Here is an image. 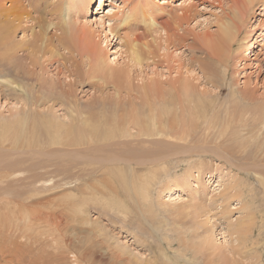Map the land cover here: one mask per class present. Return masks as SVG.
<instances>
[{
  "label": "bare ground",
  "instance_id": "bare-ground-1",
  "mask_svg": "<svg viewBox=\"0 0 264 264\" xmlns=\"http://www.w3.org/2000/svg\"><path fill=\"white\" fill-rule=\"evenodd\" d=\"M9 1V8H5L0 0V86L18 104L21 103V107L28 106L29 112L27 115L25 112L19 114L18 109L12 121L16 133L0 135V148L2 144L9 143L3 150L11 148L10 154H13L6 166L0 165V264H21L27 257L34 264H81L82 261L90 264H131L129 259L110 253L108 246L103 248V243L94 232L96 225L89 224L84 216L79 217L74 239L66 235L63 238L69 227L63 218L65 209L70 208L73 216H78L85 214L91 206L104 209L111 215V208L115 212L113 214H122L129 219L132 215H129L128 207L122 209L120 205L133 204L141 214L146 205L156 210L152 203L155 199L153 192L157 194L158 203L164 194L169 193V198H172L179 192L171 201L180 203L176 200L183 197L181 193L186 188L190 189L191 178L196 176L199 186H204L202 177L209 169L203 161L206 153H213L218 159L232 163L236 158L243 160L247 153L243 150L244 144L247 143L250 148H257L253 154L256 162L253 161L252 165L264 162V99L260 102L255 97L256 91L248 83L239 90L232 76L235 61L242 58V51H235L236 44L243 47V54L247 53L244 43L239 40L243 25L249 22L254 4L262 0H232V5L226 6L227 13L221 19L219 30L214 34L205 32L203 36L195 34L190 43L179 32L183 24L195 19L192 11L197 6L194 2L192 5L186 4L191 0H181L180 8L171 14L175 13L173 23L160 25L155 12L163 7L157 6L155 0H137L145 25L156 33L162 32L164 36L160 34L150 42L145 35L133 38L125 35L127 51L124 53L129 54V67L148 68L150 62L156 64L153 58L172 53L170 47L176 50L187 48L192 50L190 61L196 63L201 75L195 77L188 69L184 71L182 58L175 55L179 64L172 66L174 78L164 80L162 71L158 73L159 70L151 69L156 78L151 75L154 80L150 78L151 82L145 84L141 81L143 83L136 87L134 82H130L125 69H118L106 61L105 49L100 45L103 40L106 45L111 43L109 36L118 34L116 28L109 22L111 28L105 31L104 19H101L99 28L102 34L98 36L101 38L103 35L104 39L100 42L95 38V29L77 23L75 14L87 13L93 0H82V6L73 5L75 0H70L64 16V4L63 7L60 5V12H57L62 18L60 23H54V18L46 20L34 16L44 14L48 7H53L54 3L48 4V0ZM130 18L122 19L124 21L117 27H129ZM108 19L116 20L113 16H108ZM53 30L62 31V34L50 35ZM18 31L31 34L16 41ZM62 50L64 53H60ZM242 56L244 59L245 56ZM55 63L58 65L53 69L57 73L50 75ZM32 67H39V71H33ZM124 82L128 85L125 89L120 87ZM80 85L95 87L98 92L94 94L98 96L95 95L91 102H81L76 90ZM207 87L213 88V91L209 92ZM109 88L114 90L113 94L109 93ZM224 88L229 90L228 100L224 105H218L226 90ZM41 105H49V109L57 105L66 107L69 123L66 116L58 118L56 121L59 122H53L45 113L32 111V107L40 108ZM56 114V111L52 112L54 117H57ZM3 133L0 131V134ZM199 134H202V140L190 141ZM225 138L231 140L233 148ZM218 141L223 143L222 147ZM33 149L76 158L66 161L64 166L66 172L70 173L73 169L75 173L63 178L62 175L67 174L65 171H54L45 177L37 175L35 170L45 171L49 168L47 166L24 169L20 165L21 156H14L31 153ZM192 159L198 162H191ZM1 162H5V156H2ZM186 162L188 165L179 173L177 169ZM215 171L217 181L213 180L212 174L208 183L215 182L216 190L223 188L222 201L230 197L241 201L243 195L236 188L240 187L243 191V187L230 177V172ZM255 173L264 188V178ZM158 180L160 190L153 186ZM226 182L229 183L226 185ZM17 186L24 187L26 191L14 190ZM244 187L250 193L248 185L244 184ZM57 189L76 191L80 198L63 202L62 206L60 202L43 201L42 195L34 194ZM193 203V216L198 218L203 215L209 223V212ZM164 204H161L163 208ZM148 207L144 212L148 211ZM76 208L80 212L73 210ZM248 220H229V236H235L231 242L232 249L245 255L251 252V259L258 255L257 261L260 262L261 255L255 251L254 241L251 240L254 222H251V217ZM135 222L138 225L140 219ZM205 233V236L197 234V238L203 237L205 243L209 240L211 246L208 249L211 250L214 247L210 239L211 230ZM207 252L205 249L203 254H199L208 260L214 257Z\"/></svg>",
  "mask_w": 264,
  "mask_h": 264
},
{
  "label": "rangeland",
  "instance_id": "rangeland-1",
  "mask_svg": "<svg viewBox=\"0 0 264 264\" xmlns=\"http://www.w3.org/2000/svg\"><path fill=\"white\" fill-rule=\"evenodd\" d=\"M69 2L70 0H48V4L54 3L53 7H48V11L46 9L44 11V14H34V16L42 17L46 20L54 18L52 20L54 21V23H60V21H62V18L60 19V16L58 15V13L60 12V5L64 4V7L62 5L64 16L66 6ZM171 2L172 0L154 1L157 6L163 7L162 9H157L155 12L156 20H158V23L160 25L172 24V21L174 19L172 17L175 13L172 16L171 14L174 12V10L179 9V6L182 4L181 0H173V2ZM192 2H194L197 6V8H194L192 11L194 16L196 17L193 21L183 24V28L179 32L180 35H183V37L187 39V43L192 42L195 34L202 35L205 32H207L208 34H214L216 31H218L221 19L223 18V15L227 13L226 6L232 5V0H191V2H186V4H190ZM136 3L137 0H93L89 6V10L87 13L79 12V14H75L77 16L76 20L78 25H87L95 29V38L100 42L104 39L103 35L101 36V38L98 36L99 33L102 34V29L99 28V21L101 19H104L103 29H107L105 31H108L111 26L116 28L115 30L118 34L115 36L111 35L112 37L109 36V39H111V43H108V45H106L103 40L100 45L105 49L106 61L113 66L115 65L114 67L118 69H125L130 76V82H134L135 87L136 85H141L143 82L144 84L151 82L150 78L155 77V75L151 72V69H155L157 71L159 70L158 73L162 71L161 76L164 77V80L167 77H169L168 79L174 78L175 73L171 70L172 66L176 67L179 64L175 55H178L182 58L181 60L183 61L185 67L184 71L188 69L191 74L190 72L188 73L195 77L201 75L197 70L196 63L190 61L192 50H188L187 48H180L179 50H176L174 47H170V51L173 54L163 53L160 57H155V59L153 58L152 60H154L156 64L152 65V62H150L148 68H133L132 66V68L129 67L131 65L127 58L129 57V54L127 56V54L124 53L125 51H127V44L125 43L127 39H125V35H129L130 38H133L137 35H145V37H147V40H149L150 42L152 39H154L153 37H158L160 36V34L163 35L162 32L156 33L151 28L145 25V23L143 22L144 16H142L141 14L142 9H140ZM2 4L5 8H9L11 1L2 0ZM72 4H76V6H82V0H75L72 2ZM44 5L45 4H43V6ZM254 6L255 7L254 11L252 12V16L250 17L249 22L243 25L244 28H242V33L239 37V40H242L245 45V49H247L248 56H246L247 53L243 54L245 53V50H243V47H239L237 43L235 46V49H237L235 51H238L240 49L239 51H242V55H244L245 57L243 59V56L241 55L242 58L235 61L232 76L234 77L236 87L239 90H242L245 86V83H248L249 87L256 91L255 97L258 98V100L261 102L264 99V0H262V2L260 3L254 4ZM53 8L54 10H52ZM50 11L53 13H51ZM108 16H113V18H116V20L114 19L113 21H109ZM130 16L132 18H130ZM126 17L130 18L128 24H130L129 27L131 28L127 27L121 29V27H117L118 24L124 21L122 19H125ZM109 22L111 25L110 27L108 26ZM35 30L38 31L39 28L36 27ZM61 32L62 31L53 30L50 35L53 33L61 35ZM188 33H190L191 35ZM30 34L31 32L18 31L15 34L16 41H21ZM83 48L84 47H81V50L85 51V48L84 50ZM60 53H64V51L62 50L60 51ZM165 54L168 55L164 56ZM172 56L174 58H172ZM55 65L51 67L52 71L50 72V75H55L57 73V71H54V69L57 67L58 63H55ZM31 69L33 71H39V67H32ZM169 72L170 74H168ZM142 77H145L146 79H141ZM155 78L152 79L154 80ZM195 84H197V82H195ZM127 86V82H124L123 85H120V87H123V89H125ZM166 86H169V84H166ZM4 89L5 88L0 86V131L4 132L3 134H0L1 136L13 135L14 133H16L12 121L17 116L16 113L18 109H20L19 114L25 112V115H27V113L29 112L28 106L23 105L21 107L22 104H18L17 100L11 97V95H9L7 91L4 92ZM207 89L209 92L213 91V88L211 87H207ZM76 90L78 99H80V101L84 103L91 102L95 95L98 96V94H94L98 92L97 89L95 87L90 88V85H80V87L76 88ZM108 90L109 93H114V90L112 88H109ZM224 90L225 92L219 98L220 101L218 100V105H224L225 101L228 100L229 90L228 88H224ZM122 94H124V91ZM218 101L216 102V104L218 103ZM49 107V105H41L40 108H36L34 106L32 107V111L37 112V110H39L42 113H45L53 122H59L56 121L58 118H63L62 116H66L68 118L66 119V122L67 124L69 123V114L68 111H66V107L64 108V106L61 105L54 106L51 109H49ZM53 111L57 112V117H54L52 115ZM2 127L4 129H2ZM202 139V134H199L192 137L190 141L198 142ZM225 139L227 140L228 138ZM228 142H230L233 148L231 140ZM218 143L221 147L223 146V143H220L219 141ZM7 144L9 143H4L1 145L0 165L6 166L10 159L13 158V154H10L11 148L3 150V148ZM244 145L245 146L243 150L244 152H247L244 155L248 157L243 156V160L236 158L232 163L228 162L225 159H218L213 153L204 154L203 161L204 163H206V165L208 164L209 166V169H207V171L205 172V176L202 177V182L206 184L205 185L203 183L205 188L204 186H199V183L196 180V176L195 178H191L190 189L187 190L186 188L184 192L181 193V197H183L179 198V200H176V202L180 203L171 201L175 200L174 197L179 195V192H176L175 194L171 193V195L174 194L172 198H169V193L166 194V196L164 194L163 199L160 198V205L157 202V194L153 192L152 194L155 199L153 197L154 201L152 200V203H154L153 205L157 211L153 208L150 209L146 205L145 208L148 207V211L146 209L147 212H144L145 208H143L144 211H141L144 213L142 214V212L140 211L141 214H139V211L134 209L135 207L133 206V204L120 205L122 209L128 207L129 215H132L131 217L133 218V220L132 218H125L122 214H113L115 212L111 208V215H113V217L104 209L99 210L98 208L93 206L88 207V211L85 214L78 216H73L74 212H72L70 208L65 209L66 215L63 214V218L64 222L68 224L69 227L64 232L63 238L64 235H66L68 238L74 239L75 229L79 225L80 221L79 217L84 216V219L86 218V221L89 224L96 225V230L94 232L99 240L103 243V248H106V246H108V250L110 253L115 256H119L121 259H123V257L125 259H129L131 264H207L211 260L212 262L210 264H264V188L262 187V185H260L259 180L255 176V172H257L264 178V162H257L252 165L253 161L256 162L253 154H255L257 148L254 146L250 148V145L247 143H245ZM249 150L251 151L250 155L248 154L250 152ZM30 152L33 153V155H31V153L25 152V155L17 154L14 157L21 156L20 160L22 163L20 165L24 169L26 168L34 170L41 166L49 167L45 171L35 170V173L37 175H43L45 177H47L51 172L54 171H65L64 166L66 164V161H69L70 159H76L74 157L69 159V157L64 155L63 153L48 152L49 154H47L46 150L40 151L38 149H33L30 150ZM2 156H5L4 163L1 162ZM195 160L196 159H192L191 162ZM197 162L198 161L196 160L195 163ZM244 164L246 166H244ZM185 165L187 166L188 163L186 162L181 164V167L177 169L179 173H181L182 170L186 167ZM215 170H222L224 171V173L230 172V177H233V180L243 187V191L240 189V187L239 189L236 188V190L241 192L240 194L243 195L241 201H239L237 197H230L222 201L223 197L221 194L223 193V188L216 190V184H214L218 179V175L216 176L217 172ZM66 173L67 174L62 175L63 178L70 177V175H73L75 172L72 169L70 173ZM247 173H249V175H247ZM212 174H214V178H212L213 180H215V182H212L210 184L208 182H210V176ZM248 176L249 179L247 178ZM158 183L159 180L153 185L156 190L159 189ZM227 183L229 182H226L225 184L227 185ZM244 184L248 185L249 189L251 190L250 193L244 187ZM16 189L19 191H26L24 187L17 186L14 188V190ZM233 193L232 195L234 196ZM34 194L42 195L43 201L50 200L60 202L62 206H64L63 202L66 203V201L68 200L72 201L73 199L76 200L80 198V196H78L79 194L76 191L71 192V190L69 191L68 189H57L56 191L50 193ZM251 198L253 199V201ZM192 203L195 204L196 207L200 206L202 207L201 209L204 208L203 210L209 212V223L207 220L208 218L204 217L203 215L198 218L193 216L194 214H192V207L194 205H191ZM161 204H164V208L163 206H161ZM179 205H183L185 207H180ZM73 210L76 212H80V209L77 208ZM149 211L151 212V214H149ZM249 217H251V222H254V227H252L253 235L251 240L254 241L253 246L255 248V251H258L260 253L259 255H261V263L257 261L258 255H256L254 259H251V252L249 253V256L245 255L241 251H234L232 249L231 242L235 239V236L232 238L229 236V220L233 222H246L249 221ZM136 218H138L137 220L140 219L138 225L135 222L137 221L135 220ZM118 219L124 221L121 222ZM214 224L216 226V229H213ZM209 230H211L210 239L212 240V245L214 246L211 250L208 249L211 246L209 240L205 243L203 237L197 238V234H202L205 236V232ZM253 246H250V248H253ZM205 249L208 250V254H214V257L210 260H208L205 256L199 254H203ZM109 252H106V254L109 255ZM68 255H70L69 252ZM28 258L29 257H27L21 264H34ZM88 263L90 264V262H81V264ZM69 264L71 263L69 262Z\"/></svg>",
  "mask_w": 264,
  "mask_h": 264
}]
</instances>
